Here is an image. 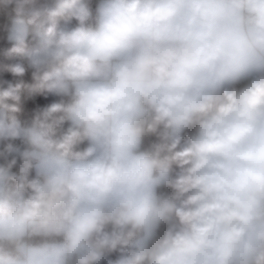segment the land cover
Wrapping results in <instances>:
<instances>
[{
	"label": "clouds",
	"instance_id": "obj_1",
	"mask_svg": "<svg viewBox=\"0 0 264 264\" xmlns=\"http://www.w3.org/2000/svg\"><path fill=\"white\" fill-rule=\"evenodd\" d=\"M0 264H264V0H0Z\"/></svg>",
	"mask_w": 264,
	"mask_h": 264
}]
</instances>
